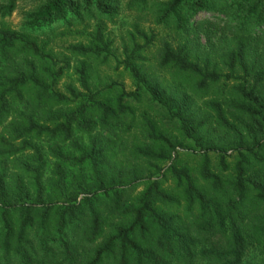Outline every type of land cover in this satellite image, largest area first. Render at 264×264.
I'll list each match as a JSON object with an SVG mask.
<instances>
[{
  "label": "trees",
  "instance_id": "16d2710c",
  "mask_svg": "<svg viewBox=\"0 0 264 264\" xmlns=\"http://www.w3.org/2000/svg\"><path fill=\"white\" fill-rule=\"evenodd\" d=\"M0 264H264V0H0Z\"/></svg>",
  "mask_w": 264,
  "mask_h": 264
},
{
  "label": "rangeland",
  "instance_id": "374dc122",
  "mask_svg": "<svg viewBox=\"0 0 264 264\" xmlns=\"http://www.w3.org/2000/svg\"><path fill=\"white\" fill-rule=\"evenodd\" d=\"M203 15H206V14H203ZM11 21H12V23L14 24V25H17V24H19L20 23V21L22 20V16H21V12H16L13 16H12V18L10 19ZM221 27H225L224 26V21L223 22H221L220 23V26H219V28H218V30H214V33H217V32H219L218 33V35L221 33ZM128 27H127V23H125L124 24V26H123V28L121 29H119V28H115V36H114V38L116 39V45H118V43L120 42V35L122 34V31H125V29H127Z\"/></svg>",
  "mask_w": 264,
  "mask_h": 264
}]
</instances>
